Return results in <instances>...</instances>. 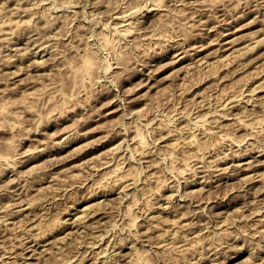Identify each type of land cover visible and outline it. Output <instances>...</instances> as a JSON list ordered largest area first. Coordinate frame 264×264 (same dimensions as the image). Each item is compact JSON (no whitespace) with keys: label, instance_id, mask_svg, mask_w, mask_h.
Returning a JSON list of instances; mask_svg holds the SVG:
<instances>
[{"label":"rangeland","instance_id":"1","mask_svg":"<svg viewBox=\"0 0 264 264\" xmlns=\"http://www.w3.org/2000/svg\"><path fill=\"white\" fill-rule=\"evenodd\" d=\"M262 93L264 0H0V264H264Z\"/></svg>","mask_w":264,"mask_h":264},{"label":"bare ground","instance_id":"2","mask_svg":"<svg viewBox=\"0 0 264 264\" xmlns=\"http://www.w3.org/2000/svg\"><path fill=\"white\" fill-rule=\"evenodd\" d=\"M128 15H129V13H128ZM121 23H122V22H121ZM125 24H126V23H125ZM122 25H123V24H122ZM123 26H124L125 29L128 28L127 25H123ZM129 26H130V25H129ZM230 33H231V32H230ZM230 33H229V34H230ZM225 34H226V33H225ZM220 35H221V34H220ZM227 35H228V34H227ZM222 36H223V35H222ZM228 37H229V36H228ZM222 38H223V37H222ZM231 40H232V39H231ZM229 42H230V41H229ZM41 44H43V43H41ZM41 44H39V45L43 47L44 44H43V45H41ZM35 45H36V44H35ZM40 46H39V47H40ZM45 46H46V45H45ZM37 47H38V46H37ZM226 50H227V49H226ZM83 63H84V66H85L87 69H88V68L91 69V68L93 67L94 60H93L91 57H86V58L84 59ZM262 94H264V93H262ZM260 96H261V95H260ZM253 97L255 98V96H253ZM260 98H262V97H260ZM260 98H259V99H260ZM223 107H224V105H223ZM139 141L143 142V136L139 135ZM255 159H256V161H257V158H255ZM255 159H254V160H255ZM260 159H261V158H260ZM252 160H253V159H252ZM258 160H259V158H258ZM262 161H263V160H262ZM248 162H249V160L247 161V163H248ZM259 162H260V161H259ZM257 163H258V161H257ZM260 163H261V162H260ZM260 163H258V166H259ZM235 165H236V164H235ZM247 165H248V164H247ZM249 165H250L249 167L247 166L248 169H251V170L254 172V168H255V166H256V165L254 166V162H253V164H252V161H251V162L249 163ZM260 165H261V164H260ZM239 166H240V164H239ZM245 166H246V165H245ZM258 166H257V167H258ZM237 167H238V166H237ZM225 168H226V167H225ZM239 168H240V167H239ZM244 168H246V167H244ZM235 169H236V168H235ZM258 169H259V168H258ZM224 170H225V169H224ZM256 170H257V169H256ZM225 171H226V170H225ZM225 171H224V172H225ZM246 171H247V170H246ZM257 171H259V170H257ZM220 174H221V173H220ZM222 174H223V173H222ZM224 175H225V173H224ZM249 175H251V173H250ZM255 175H256V174H255ZM258 175L261 176V175H260V172H259ZM258 175H257V176H258ZM216 176H219V175L217 174ZM252 176H253V175H252ZM213 177H214V176H213ZM249 177H250V176H248V178H249ZM253 177H254V176H253ZM253 177H252V178H253ZM246 178H247V175H246ZM246 178H245V179H246ZM248 178H247V179H248ZM250 178H251V177H250ZM250 178H249V179H250ZM254 178H256V177H254ZM254 178H253L252 180H254ZM257 178H258V177H257ZM212 179H213V178H212ZM212 179H210V180H212ZM216 180H217V179H216ZM250 180H251V179H250ZM250 180H248V181H250ZM207 181H208V180H207ZM214 181H215V180H214ZM204 183H206V182H204ZM248 190H249V189H247V191H248ZM247 193H248V192H247ZM249 193H250V192H249ZM88 213H89V212H88ZM88 213H87L86 215H89ZM86 215L84 214V216H86ZM176 215H178V214H176ZM176 215H175V216H176ZM86 217H87V216H86ZM83 218H84V217H83ZM134 220H135V219H134ZM176 220H177V219H176ZM134 223H135V221H134ZM263 223H264V222H263ZM263 223H262V224H263ZM263 227H264V226H263ZM263 227H261V228H263ZM261 228H260V229H261ZM260 229H259V230H260ZM263 229H264V228H263ZM259 230H257L256 233H257V232H260ZM33 237H34V236H33ZM34 238H37V236H35ZM30 240H31V239H30ZM32 241H33V239H32ZM29 242H30V241H29ZM26 244H27V243H26ZM26 244H25V246H26ZM25 246H24V247H25ZM31 247H32V246H31ZM25 249H26V248H25ZM35 250H36V248H35ZM145 252H146V251H145ZM25 255H27V254H25ZM22 256H23V255H22ZM22 256H21V257H22ZM140 256H141V254L139 255V257H140ZM23 257H25V256H23ZM84 257H86V256H84ZM25 258H27V257H25ZM25 258H23V259L25 260ZM82 258H83V257H82ZM90 258H91V257H90ZM231 258H232V257H231ZM14 261H15V259H14ZM14 261H13V263H14ZM17 261H19V260H17ZM25 261H26V260H25ZM25 261H24V264H27V262H25ZM86 261H87V260H86ZM20 262H22V261H20ZM92 262H96V260H95V261H92ZM22 263H23V262H22ZM22 263H20V264H22ZM71 263H72V262H71ZM90 263H91V262H90ZM212 263H213V262H212ZM15 264H17V263H15ZM74 264H75V263H74ZM77 264H79V263H77ZM213 264H214V263H213Z\"/></svg>","mask_w":264,"mask_h":264}]
</instances>
